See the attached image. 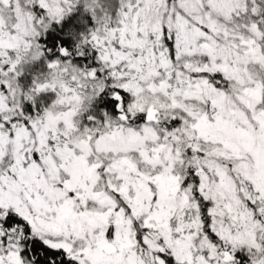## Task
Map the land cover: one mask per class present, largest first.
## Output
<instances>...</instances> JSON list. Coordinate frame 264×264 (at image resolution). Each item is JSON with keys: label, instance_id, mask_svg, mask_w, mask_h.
Returning <instances> with one entry per match:
<instances>
[{"label": "snow or ice", "instance_id": "obj_1", "mask_svg": "<svg viewBox=\"0 0 264 264\" xmlns=\"http://www.w3.org/2000/svg\"><path fill=\"white\" fill-rule=\"evenodd\" d=\"M0 264H264V0H0Z\"/></svg>", "mask_w": 264, "mask_h": 264}]
</instances>
